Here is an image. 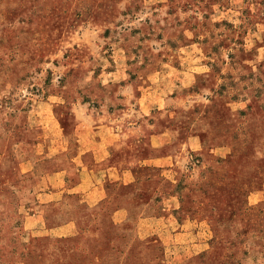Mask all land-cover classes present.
I'll return each mask as SVG.
<instances>
[{"label":"rangeland","instance_id":"rangeland-1","mask_svg":"<svg viewBox=\"0 0 264 264\" xmlns=\"http://www.w3.org/2000/svg\"><path fill=\"white\" fill-rule=\"evenodd\" d=\"M0 264H264V0H0Z\"/></svg>","mask_w":264,"mask_h":264}]
</instances>
